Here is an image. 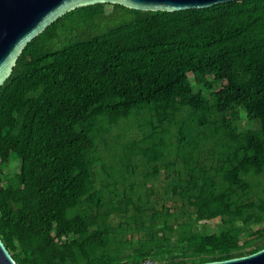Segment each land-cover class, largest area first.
I'll use <instances>...</instances> for the list:
<instances>
[{"label":"trees","instance_id":"obj_1","mask_svg":"<svg viewBox=\"0 0 264 264\" xmlns=\"http://www.w3.org/2000/svg\"><path fill=\"white\" fill-rule=\"evenodd\" d=\"M190 75L219 89L195 91ZM241 110L257 127H240ZM143 114L141 136L122 145L116 167L102 164L98 186L99 142L110 148L112 128ZM161 172L180 213L158 208L145 187ZM262 175L264 0L81 6L29 41L0 85V238L17 264L252 253L264 248Z\"/></svg>","mask_w":264,"mask_h":264},{"label":"water","instance_id":"obj_2","mask_svg":"<svg viewBox=\"0 0 264 264\" xmlns=\"http://www.w3.org/2000/svg\"><path fill=\"white\" fill-rule=\"evenodd\" d=\"M231 0H0V85L11 74L26 44L68 11L117 3L144 11L206 8ZM0 264H17L0 238ZM193 264H264V248L242 256Z\"/></svg>","mask_w":264,"mask_h":264},{"label":"rangeland","instance_id":"obj_3","mask_svg":"<svg viewBox=\"0 0 264 264\" xmlns=\"http://www.w3.org/2000/svg\"><path fill=\"white\" fill-rule=\"evenodd\" d=\"M193 75H190V80L192 82V85L194 86V90H201L202 92L206 91L207 93L209 92H214L219 89V85H213V87L209 90L204 89L203 87H198V85L193 84L194 80L192 79ZM198 87V88H197ZM244 114H243V113ZM148 119V114H143L140 115L139 117H133L130 118L129 120H126L124 122H121L117 126L113 127L112 130L110 131L109 134L106 135V140L108 145H110V148H106L105 143L99 142L98 148H97V155L100 156L103 159L102 162H97L94 166V171L97 175H99V180L97 181V185L100 186L102 181L101 179H104V175L102 172V164L105 165L107 168L111 167H116L118 165L117 163L122 159L124 152L122 151V145L125 144L128 140L133 139V138H138L141 136L140 129L137 128V125L140 122L145 121ZM238 124L242 129L247 128L248 126H253L257 127V122H248L245 116L244 110H241L240 117L238 119ZM117 138L119 139L117 141ZM119 142V145L116 143ZM113 147V148H112ZM12 165H11V170H17L18 165L20 164L19 160H11ZM136 162L140 161L136 160ZM143 168L139 166L136 171H135V176L132 178V180L136 184H140L141 181L143 180ZM260 180L264 182V175L260 177ZM165 183V177L164 173L161 172L157 178L155 179H150L145 187H152L155 190V193H152V200H155V205L158 208H161V206L164 204L165 206H171L172 208H178V212L180 213L181 206L179 205V202L174 201V199L171 198L170 195H164V189L163 185ZM217 226L216 221H210L205 223V227L207 231L214 230Z\"/></svg>","mask_w":264,"mask_h":264},{"label":"built area","instance_id":"obj_4","mask_svg":"<svg viewBox=\"0 0 264 264\" xmlns=\"http://www.w3.org/2000/svg\"><path fill=\"white\" fill-rule=\"evenodd\" d=\"M121 264V263H116ZM138 264H157V262L151 258H145L142 261H140Z\"/></svg>","mask_w":264,"mask_h":264}]
</instances>
